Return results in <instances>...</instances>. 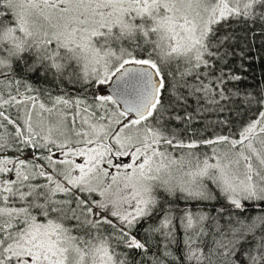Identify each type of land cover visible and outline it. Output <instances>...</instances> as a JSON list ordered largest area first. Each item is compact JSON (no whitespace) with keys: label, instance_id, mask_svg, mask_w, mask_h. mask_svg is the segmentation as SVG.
Instances as JSON below:
<instances>
[{"label":"snow or ice","instance_id":"6c2138e0","mask_svg":"<svg viewBox=\"0 0 264 264\" xmlns=\"http://www.w3.org/2000/svg\"><path fill=\"white\" fill-rule=\"evenodd\" d=\"M0 264H264V0H0Z\"/></svg>","mask_w":264,"mask_h":264}]
</instances>
